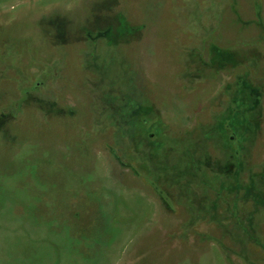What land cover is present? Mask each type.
Instances as JSON below:
<instances>
[{
	"label": "rangeland",
	"instance_id": "obj_1",
	"mask_svg": "<svg viewBox=\"0 0 264 264\" xmlns=\"http://www.w3.org/2000/svg\"><path fill=\"white\" fill-rule=\"evenodd\" d=\"M0 264H264V0H0Z\"/></svg>",
	"mask_w": 264,
	"mask_h": 264
},
{
	"label": "flooded vegetation",
	"instance_id": "obj_2",
	"mask_svg": "<svg viewBox=\"0 0 264 264\" xmlns=\"http://www.w3.org/2000/svg\"><path fill=\"white\" fill-rule=\"evenodd\" d=\"M220 115H222V113H220ZM222 118H223V116H222ZM232 138V137H231ZM220 143H221V145H222V150H221V153L223 152V140L221 139L220 140ZM205 157H208V156H204L203 157V159L201 160V161H196V163H198L197 165H201V166H203L207 171H209V172H211L212 171V169L214 168V169H216L217 171H219V173L221 174V176L223 175V170H222V167L220 166V163H222L221 165H223V162H220V161H216V160H214V161H216V162H219V163H217V165H216V167H213L212 166V161L210 162L209 161V159L211 158H209V159H205ZM194 160V159H193ZM219 165V166H218ZM160 190V189H159ZM160 193V192H159Z\"/></svg>",
	"mask_w": 264,
	"mask_h": 264
},
{
	"label": "trees",
	"instance_id": "obj_3",
	"mask_svg": "<svg viewBox=\"0 0 264 264\" xmlns=\"http://www.w3.org/2000/svg\"><path fill=\"white\" fill-rule=\"evenodd\" d=\"M35 86H36V85H35ZM35 86H34V87H35ZM150 183H151L152 185H154L151 181H150ZM154 187H155V189H157L156 186H154ZM157 191L160 192L159 189H157Z\"/></svg>",
	"mask_w": 264,
	"mask_h": 264
}]
</instances>
